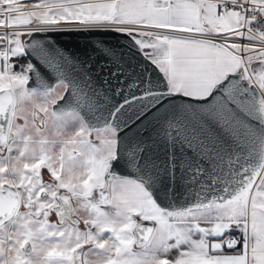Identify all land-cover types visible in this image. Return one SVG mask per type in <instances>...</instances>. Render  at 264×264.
I'll use <instances>...</instances> for the list:
<instances>
[{
  "label": "snow or ice",
  "instance_id": "snow-or-ice-1",
  "mask_svg": "<svg viewBox=\"0 0 264 264\" xmlns=\"http://www.w3.org/2000/svg\"><path fill=\"white\" fill-rule=\"evenodd\" d=\"M0 264H264V0H0Z\"/></svg>",
  "mask_w": 264,
  "mask_h": 264
},
{
  "label": "water",
  "instance_id": "water-1",
  "mask_svg": "<svg viewBox=\"0 0 264 264\" xmlns=\"http://www.w3.org/2000/svg\"><path fill=\"white\" fill-rule=\"evenodd\" d=\"M34 38L37 42L50 39L58 43L60 46L66 44L84 45L88 39H90L87 34L56 31L43 35L37 33ZM121 43H126V41L122 38ZM27 59H32L33 63H37L31 55H29ZM173 103L180 104L182 101L177 99L174 100ZM148 155L150 156L152 162H154L156 171L158 172V175L155 176L154 194L159 196L160 199L164 200L166 203L175 201L177 206H186L192 203V187L182 180V173L179 168H177L175 181L173 182V180L169 178V153L163 147H154L149 151ZM121 174L125 173L122 172Z\"/></svg>",
  "mask_w": 264,
  "mask_h": 264
}]
</instances>
